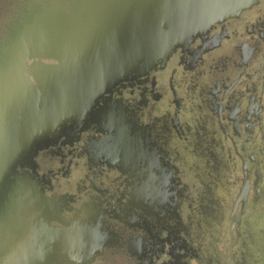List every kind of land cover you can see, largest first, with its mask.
<instances>
[{"label": "water", "instance_id": "1", "mask_svg": "<svg viewBox=\"0 0 264 264\" xmlns=\"http://www.w3.org/2000/svg\"><path fill=\"white\" fill-rule=\"evenodd\" d=\"M258 2L16 0L0 26V264H78L80 254L91 250L90 218L59 228L48 222L51 217L30 214L39 201L26 176L43 167L41 159L57 169V160L46 157L52 147L71 144L77 150L76 143L88 138L93 164L128 174L134 202L164 214L173 203L157 176L163 158L153 151L157 139L167 153L178 151L173 162L189 174L193 189L213 181L210 190L227 197V182L215 172L208 176L207 160L193 155L176 128L185 131L210 115L216 137L226 136L230 130L224 133L217 120L225 96L240 91L242 113L245 103L264 98L254 74L252 35L244 27L226 28ZM250 82L255 98L245 87ZM138 96L143 102L134 100ZM241 129L235 138L250 140L253 132L244 124ZM246 161L249 169L252 161ZM245 188L235 201L243 202V210L250 191ZM262 220L252 232L264 229ZM256 239H247L250 250L264 246ZM250 255L249 264L256 259Z\"/></svg>", "mask_w": 264, "mask_h": 264}, {"label": "flooded vegetation", "instance_id": "2", "mask_svg": "<svg viewBox=\"0 0 264 264\" xmlns=\"http://www.w3.org/2000/svg\"><path fill=\"white\" fill-rule=\"evenodd\" d=\"M15 6L16 0H0V26L12 16ZM244 15L227 23L226 28L244 27L252 35L253 51L258 56L254 74L261 78L263 93L264 53H259L264 43V0L254 4ZM223 26H220L221 30L225 28ZM254 82L246 83V89L254 91ZM256 91L253 97L258 94ZM243 96L240 91L226 95L227 105L223 104L222 112L218 108L220 128L224 133L225 129L230 130L226 136L216 137L210 115L206 122L186 126L185 131L176 128L184 136L182 141L192 147L189 150L193 155L207 160L212 170H207L208 176L215 172L219 181L227 182L226 188L230 189L227 197L216 196L210 190L212 185L209 184L213 181L202 182L193 189L189 174L173 162L177 161L178 151L167 153L160 145L161 141L155 139L153 151L163 157L157 176L161 178L164 193L173 203L161 214L150 209L152 205L134 202L137 193L128 174L93 164L97 158L86 148L90 141L85 138L76 143L77 150L69 144V147L60 145L57 150L52 147L47 151L46 157L57 160L56 170L41 159L39 166L43 167L31 170L26 176L28 187H32L34 198L39 201L33 204L34 211L30 214L51 217L53 220L48 222L59 228L84 224L90 218L86 227L95 238L87 244L91 250L80 254L78 264H249L251 253L256 259L250 264H264V246L250 250L247 243L252 236L257 237L255 244L258 241L264 243L263 228L259 234L252 232L255 223L264 219V98L254 97V108L251 101L245 103L247 110L242 113ZM134 100L143 102L139 96ZM215 102L217 107L223 106L213 100L209 104ZM242 124L253 132V136L249 135L250 140L235 138L234 135L243 130ZM242 144H246L245 147ZM247 159L252 161L249 169L246 168ZM83 164L85 170L77 171L83 170ZM246 186L250 188L249 201L243 210V202L236 205L235 201ZM97 218H102L99 228ZM97 242L100 243L98 250Z\"/></svg>", "mask_w": 264, "mask_h": 264}]
</instances>
